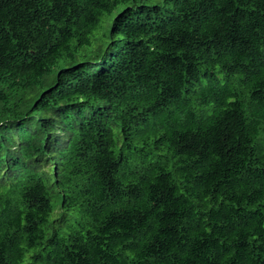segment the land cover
<instances>
[{
    "label": "trees",
    "instance_id": "obj_1",
    "mask_svg": "<svg viewBox=\"0 0 264 264\" xmlns=\"http://www.w3.org/2000/svg\"><path fill=\"white\" fill-rule=\"evenodd\" d=\"M0 264H264V0H0Z\"/></svg>",
    "mask_w": 264,
    "mask_h": 264
},
{
    "label": "rangeland",
    "instance_id": "obj_2",
    "mask_svg": "<svg viewBox=\"0 0 264 264\" xmlns=\"http://www.w3.org/2000/svg\"><path fill=\"white\" fill-rule=\"evenodd\" d=\"M55 212H58V210L56 209Z\"/></svg>",
    "mask_w": 264,
    "mask_h": 264
}]
</instances>
